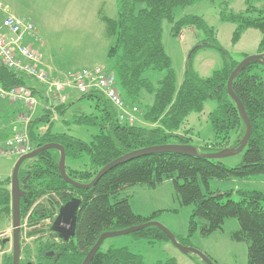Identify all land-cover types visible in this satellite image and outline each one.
I'll use <instances>...</instances> for the list:
<instances>
[{
  "label": "trees",
  "instance_id": "trees-1",
  "mask_svg": "<svg viewBox=\"0 0 264 264\" xmlns=\"http://www.w3.org/2000/svg\"><path fill=\"white\" fill-rule=\"evenodd\" d=\"M194 1L117 0L116 17L102 16L108 35L113 37L107 51L108 68L116 76L117 88L124 101L139 107V117L145 125L120 121L110 101L93 89L79 93L75 100L49 101L44 96V88L38 84L40 82L0 63L1 88L24 85L33 95L45 99L43 114L34 119L29 116L25 121L31 150L50 142L62 145L66 159L79 163L78 168L65 164L67 175L75 181L88 183L104 165L133 150L169 143L192 144L191 137L187 135L189 131L179 133V130L189 114L202 112L204 103L209 99L217 103L207 117L214 129V138L210 144L196 147L199 152L237 147L245 126L234 101L227 94L226 82L238 61L221 49L212 28L201 17L183 15L174 20L176 7H184ZM245 3L243 11L235 13L225 9L220 12V18L235 24L233 42L249 28L259 30L262 37L258 53L264 55V7L258 8L248 0ZM164 20L172 24L173 34L184 26L204 32L205 40L201 46L220 51L222 67L204 78L188 64L183 81L176 86L175 72L161 40ZM263 82L264 66L256 61L247 64L232 81V89L243 104L251 124L250 136L239 153L241 160L234 166H227L221 159L177 152L145 154L113 166L90 188L78 189L60 176L57 149H46L23 160L18 169L22 191L19 199L20 224L23 221L27 224L26 235L33 238V248L30 245L21 248L19 264L28 261L31 264H81L102 232L152 220V216L135 214L126 198H117L119 191L136 184L155 188L164 180L172 181L180 206L192 207L187 238L197 229L202 236H207L221 229L226 218L233 217L238 222V229L230 234V238L246 243V264H264V192L237 190V200L224 199L223 194L211 190L209 183L212 179H245L252 175H260L264 179ZM83 101L91 107L90 111L80 109L66 117L64 123L93 126L96 133L88 141H83L66 132L54 131L55 116H64L75 102ZM46 124L45 130H41L39 126ZM233 133V142L226 145ZM9 185L10 178L0 183V217L11 216ZM71 198L80 199V205L76 212L74 235L64 240L51 230V223L58 208ZM39 212L40 233L43 235L40 236V249L36 239ZM21 233L20 227V242ZM130 234L150 243L169 241L166 234L155 226H146ZM103 242L88 264H144L140 255L126 247L108 246L102 249ZM6 243L5 238L0 239V248ZM2 264H12V251L3 254ZM155 264L177 263L173 257H167Z\"/></svg>",
  "mask_w": 264,
  "mask_h": 264
},
{
  "label": "rangeland",
  "instance_id": "rangeland-1",
  "mask_svg": "<svg viewBox=\"0 0 264 264\" xmlns=\"http://www.w3.org/2000/svg\"><path fill=\"white\" fill-rule=\"evenodd\" d=\"M246 0H196L184 7H176L174 20L183 15H195L201 17L212 28L216 43L234 61H240L245 56L258 54L262 33L257 29H248L242 32L236 42H233L235 24L220 18L222 10L235 13L244 10ZM252 5L264 7V0H248ZM3 12L34 22L35 28L40 27L38 32L41 41L34 43V48L41 55L44 70L52 75H59L66 71H74L82 68L100 66L108 68L109 60L107 51L113 42V37L108 35L106 24L100 17L110 19L116 17L117 0H0ZM172 24L164 20L162 22L161 40L168 54L171 66L176 76V86L183 81L185 70L190 64L191 69L201 77H208L214 70L223 65V57L217 49L210 46H201L205 40L204 32L192 26H184L177 34L171 30ZM37 30V28H36ZM38 31V30H37ZM201 46V47H200ZM40 47V49L38 48ZM150 75V74H149ZM155 75L160 76L159 73ZM38 83V82H37ZM40 87L44 88L43 84ZM67 96V100H75L79 93L73 89H66L61 93ZM37 104L31 111L30 118L34 119L43 114L46 105L45 99L34 94ZM7 103V112L11 111L8 100H0ZM56 101V99H54ZM18 103V102H16ZM24 113L27 115L26 107ZM55 104V102H54ZM87 102H75L64 116H55L53 130L66 132L83 141H88L92 134L96 133L93 126L71 124L67 125L64 120L77 113V111H90ZM214 99L207 100L201 113H191L183 124L179 133L187 130L192 134V145L200 147L210 144L214 138V129L208 120V113L216 107ZM18 117V116H17ZM67 117V118H66ZM11 122L8 128L7 139L18 132H25V121L21 125L13 124L16 119L6 118ZM136 123L144 124L138 116ZM46 125L39 126L45 130ZM235 134H231L228 144L234 140ZM2 144H0V148ZM229 147V146H226ZM17 156H0V183L10 178ZM241 160V154L237 153L224 157L221 161L227 166H234ZM67 166L78 168L79 163L71 158L66 159ZM210 188L220 192L225 198L237 200V190H259L264 192V179L260 175H252L245 179L210 180ZM10 188V185H9ZM117 198H126L135 214L152 216L155 221L168 229L183 245L195 248L205 254L214 264H246L247 246L244 241H235L230 234L238 229V222L233 217L224 220L222 228L207 236H202L197 229L187 238L188 221L192 212L191 206H180L175 195L171 180H164L155 188L136 184L122 188ZM22 228L20 246L31 245L33 238L28 237V226L25 221L20 224ZM11 216L0 217V239H8L5 246L0 248V264L3 254L12 251L11 244ZM108 246L126 247L130 252L142 257L144 264H155L167 257H173L177 264H202L201 259L194 253H183L170 241L148 242L144 238H135L130 233L111 238H106L102 249ZM33 248V247H32Z\"/></svg>",
  "mask_w": 264,
  "mask_h": 264
},
{
  "label": "built area",
  "instance_id": "built-area-1",
  "mask_svg": "<svg viewBox=\"0 0 264 264\" xmlns=\"http://www.w3.org/2000/svg\"><path fill=\"white\" fill-rule=\"evenodd\" d=\"M0 10L2 6L0 5ZM0 28V63L17 73L24 74L44 85V96L53 101L63 102L66 99L61 93L66 89H73L78 93L88 90L101 92L113 105L120 121L134 124L140 114V109L135 104H128L120 95L116 76L110 69L96 66L66 71L59 75H49L40 67L41 55L32 43L27 44L26 38L40 42V36L34 22L22 19L14 14L5 12ZM9 103L21 102L28 114H21L20 119L28 121L30 112L37 104L32 91L24 85L14 86L10 89L0 87V100ZM31 151L30 140L26 132H18L6 139L0 148V156H21Z\"/></svg>",
  "mask_w": 264,
  "mask_h": 264
},
{
  "label": "water",
  "instance_id": "water-1",
  "mask_svg": "<svg viewBox=\"0 0 264 264\" xmlns=\"http://www.w3.org/2000/svg\"><path fill=\"white\" fill-rule=\"evenodd\" d=\"M252 61H256L257 63L264 66V55L263 53H258L255 55L245 56L242 60H240L237 65L232 69L230 72L227 82H226V91L229 97L234 101L239 116L245 126L244 134L242 135L239 144L237 147H224L218 151L213 152H199L198 148L192 144H177V143H169V144H160V145H152L143 148H139L128 152L112 161L104 165L100 168L95 176L88 182L83 183L79 181H75L71 179L66 173V165H65V150L62 145L54 142L45 143L40 147L32 149L30 152L21 155L18 157L16 162L14 163L13 170L10 176V194H11V227H12V235H11V244H12V264H19L21 246H20V215H19V199L22 195V191L19 187V180H18V169L20 164L23 160L32 158L36 156L39 152L54 148L59 151V160H58V170L62 179L70 184L73 187L78 189H88L90 188L98 178L104 174L107 170L112 168L113 166L132 159L134 157H138L145 154H152V153H159V152H177L182 153L190 156H197L209 159H222L224 157H228L237 153H240L243 148L245 147L247 140L250 136L251 132V124L249 121L248 116L245 113L243 104L236 96L232 89V81L240 73L243 68ZM263 92H264V82H263ZM80 205V199L78 198H71L66 203L62 204L51 223V230L56 232L58 236L64 240H67L70 236L74 235V227H75V219H76V212ZM146 226H155L163 231L166 236L168 237L169 241L176 246L180 251L183 253H194L197 255L201 261L205 264H214L205 254L200 252L199 250L185 246L177 241L175 236L164 226L161 224L149 220L144 223L133 225L124 229L119 230H112V231H104L102 232L99 237L97 238L96 242L93 246L89 249L87 254L85 255L81 264H88L90 260L93 258L96 251L99 249L101 243L106 238H111L123 234H129L140 230ZM8 240V239H5Z\"/></svg>",
  "mask_w": 264,
  "mask_h": 264
},
{
  "label": "crops",
  "instance_id": "crops-1",
  "mask_svg": "<svg viewBox=\"0 0 264 264\" xmlns=\"http://www.w3.org/2000/svg\"><path fill=\"white\" fill-rule=\"evenodd\" d=\"M4 15H5V12H3V10H0V28H1L2 32L6 33L7 32L6 29H4L1 26L2 19H3ZM100 19L102 20V17H100ZM36 28L39 32L40 27L37 26ZM249 29H251V28H249ZM26 43L27 44L31 43L29 38H26ZM32 44H33V46L35 45L34 43H32ZM38 48L40 49V47H38ZM43 66H44V63L41 62L40 67L44 70L45 68ZM52 75H55V73L53 72ZM66 98H67V96H66ZM69 101H71V97L69 98ZM17 104H20V103L19 102L18 103H16V102L15 103H8V105H10V107H11V111L7 112L6 106H5V105H7V103L5 101H0V144H3L4 141L7 139L6 137L8 135V133H7L8 128L12 126L9 118L10 119H16L15 122H13V124L21 125V121L18 122L17 120H18V118L20 119L21 114L24 113V107L22 105H17ZM197 114H199V113H197ZM6 118L9 120V122H7ZM185 129H187L189 131L188 127ZM187 135L190 136L192 139V134L190 131L187 133Z\"/></svg>",
  "mask_w": 264,
  "mask_h": 264
},
{
  "label": "flooded vegetation",
  "instance_id": "flooded-vegetation-1",
  "mask_svg": "<svg viewBox=\"0 0 264 264\" xmlns=\"http://www.w3.org/2000/svg\"><path fill=\"white\" fill-rule=\"evenodd\" d=\"M39 204V209H40V201L38 202ZM37 228H38V231H37V234H36V239H38V247L40 249V236H43L41 233H40V212H39V217H38V222H37ZM26 264H31L30 261H28ZM36 264V263H35Z\"/></svg>",
  "mask_w": 264,
  "mask_h": 264
}]
</instances>
